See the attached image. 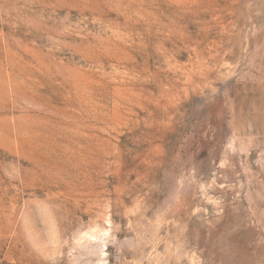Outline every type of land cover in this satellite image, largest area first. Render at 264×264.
I'll return each mask as SVG.
<instances>
[{
	"label": "rangeland",
	"instance_id": "1",
	"mask_svg": "<svg viewBox=\"0 0 264 264\" xmlns=\"http://www.w3.org/2000/svg\"><path fill=\"white\" fill-rule=\"evenodd\" d=\"M0 264H264V0H0Z\"/></svg>",
	"mask_w": 264,
	"mask_h": 264
},
{
	"label": "bare ground",
	"instance_id": "2",
	"mask_svg": "<svg viewBox=\"0 0 264 264\" xmlns=\"http://www.w3.org/2000/svg\"><path fill=\"white\" fill-rule=\"evenodd\" d=\"M103 233L102 230L94 229L92 231L87 232L84 236L78 240V245L82 244H93L96 243L101 237Z\"/></svg>",
	"mask_w": 264,
	"mask_h": 264
}]
</instances>
